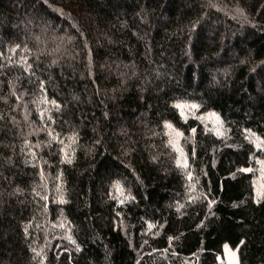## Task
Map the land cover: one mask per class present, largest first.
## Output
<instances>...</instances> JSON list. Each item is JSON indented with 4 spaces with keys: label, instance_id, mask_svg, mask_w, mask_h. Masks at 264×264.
Instances as JSON below:
<instances>
[{
    "label": "trees",
    "instance_id": "16d2710c",
    "mask_svg": "<svg viewBox=\"0 0 264 264\" xmlns=\"http://www.w3.org/2000/svg\"><path fill=\"white\" fill-rule=\"evenodd\" d=\"M258 161L264 0H0V264H264Z\"/></svg>",
    "mask_w": 264,
    "mask_h": 264
},
{
    "label": "rangeland",
    "instance_id": "374dc122",
    "mask_svg": "<svg viewBox=\"0 0 264 264\" xmlns=\"http://www.w3.org/2000/svg\"><path fill=\"white\" fill-rule=\"evenodd\" d=\"M179 110L183 116H187L188 113H191L193 106L187 102H178L177 103ZM190 115H193L191 113ZM205 123L213 129L218 130L220 127V119L215 113H207L203 116ZM168 132L173 139V144L175 147L181 140V133L173 128L172 125H168ZM247 171H251L254 173V181H253V190H254V199L258 200L262 197L264 192V163L262 161H258L256 163V167L248 169ZM219 261L223 264H239L238 254L235 249H232L230 246L225 245L223 248V256L219 257Z\"/></svg>",
    "mask_w": 264,
    "mask_h": 264
}]
</instances>
